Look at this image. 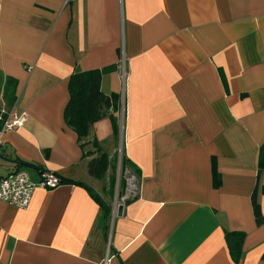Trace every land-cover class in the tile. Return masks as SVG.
<instances>
[{
    "label": "crops",
    "instance_id": "crops-1",
    "mask_svg": "<svg viewBox=\"0 0 264 264\" xmlns=\"http://www.w3.org/2000/svg\"><path fill=\"white\" fill-rule=\"evenodd\" d=\"M97 69L124 107L118 147L109 117L88 138L118 155L103 180L64 117L71 75ZM1 110L26 119L0 176L65 183L0 202V264H237L228 232L245 234L239 264H264V0H0ZM123 151L140 176L110 204Z\"/></svg>",
    "mask_w": 264,
    "mask_h": 264
},
{
    "label": "trees",
    "instance_id": "trees-1",
    "mask_svg": "<svg viewBox=\"0 0 264 264\" xmlns=\"http://www.w3.org/2000/svg\"><path fill=\"white\" fill-rule=\"evenodd\" d=\"M110 69H97L82 72L76 70L70 77L69 81V102L65 108L64 117L66 124L74 130L78 136V141L83 150L88 146H91L95 153L87 151L85 157H90L97 154L88 164L89 175L103 180L106 178L109 168L117 163L116 155L110 159L109 155L103 152L102 145L97 140L89 141L90 132L92 126L105 117H109L113 125V142L117 145L120 144L121 137V120L115 117L114 113L122 112L121 98L117 95H106L101 90V82L104 74ZM1 128V126H0ZM126 170H133V172L139 177L140 173L130 161H128L124 155V151L121 158V179H120V191L119 194L123 196L127 188V180L125 178ZM264 171V147L260 152L259 159V177ZM215 186L219 185L216 171H214ZM63 181V180H62ZM111 189L115 190L116 179L112 178ZM65 183V181H63ZM83 186L88 190L89 194L95 199L97 203L104 209L106 213V219L110 216V211L106 204L95 194L91 189L81 183L72 182ZM264 194V188L261 189ZM258 188L253 194L252 204L254 209V215L258 225L264 222V217L261 214L260 205L257 200ZM108 221V220H107ZM245 240V234L243 232H228L226 233V241L228 249L233 261L239 264L243 258V244ZM264 261V255L262 257Z\"/></svg>",
    "mask_w": 264,
    "mask_h": 264
},
{
    "label": "built area",
    "instance_id": "built-area-1",
    "mask_svg": "<svg viewBox=\"0 0 264 264\" xmlns=\"http://www.w3.org/2000/svg\"><path fill=\"white\" fill-rule=\"evenodd\" d=\"M124 69V64L121 66ZM125 78V71L122 73ZM122 119L124 107L122 105ZM25 114L14 115L13 112L0 111V150L4 146L3 135L6 132L20 128L25 122ZM63 184L62 178L51 171L41 172L39 181L31 179L26 171H15L8 176H0V202L14 206L19 209H26L36 189L53 190Z\"/></svg>",
    "mask_w": 264,
    "mask_h": 264
},
{
    "label": "rangeland",
    "instance_id": "rangeland-1",
    "mask_svg": "<svg viewBox=\"0 0 264 264\" xmlns=\"http://www.w3.org/2000/svg\"><path fill=\"white\" fill-rule=\"evenodd\" d=\"M119 186H120V183L118 184V188H117V189L120 190ZM119 190H117V191H115L114 193L111 194V203L110 204H112V202H115V201H117L116 204H118V203L120 204L122 202L123 199L121 198V195L119 194Z\"/></svg>",
    "mask_w": 264,
    "mask_h": 264
},
{
    "label": "water",
    "instance_id": "water-1",
    "mask_svg": "<svg viewBox=\"0 0 264 264\" xmlns=\"http://www.w3.org/2000/svg\"><path fill=\"white\" fill-rule=\"evenodd\" d=\"M25 167L33 168L31 165H27V164H25ZM116 210H117V216L121 217L123 213V206L120 205Z\"/></svg>",
    "mask_w": 264,
    "mask_h": 264
}]
</instances>
